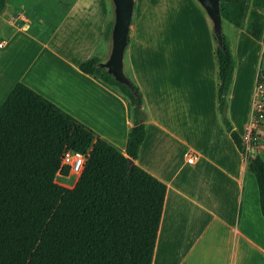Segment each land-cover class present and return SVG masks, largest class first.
I'll return each mask as SVG.
<instances>
[{
	"label": "crops",
	"instance_id": "0c3cea01",
	"mask_svg": "<svg viewBox=\"0 0 264 264\" xmlns=\"http://www.w3.org/2000/svg\"><path fill=\"white\" fill-rule=\"evenodd\" d=\"M136 5L126 53L151 117L135 162L168 186L154 264H219L217 246H227L224 264H264L257 179L220 121L207 15L195 0ZM106 19L104 0H74L54 29L41 35L20 5L8 3L0 19V106L24 82L125 150L133 126L128 99L79 68L97 52L106 55ZM237 29L228 113L244 136L257 73H264V41ZM190 152L194 163L188 162ZM252 152L264 159V139ZM196 246H213L210 258H199Z\"/></svg>",
	"mask_w": 264,
	"mask_h": 264
},
{
	"label": "trees",
	"instance_id": "16d2710c",
	"mask_svg": "<svg viewBox=\"0 0 264 264\" xmlns=\"http://www.w3.org/2000/svg\"><path fill=\"white\" fill-rule=\"evenodd\" d=\"M220 1L223 19L264 41V0ZM7 5L8 0H0V19ZM113 25V18L105 20L104 40L112 39ZM222 34L223 47L213 33L219 117L257 179L264 217V159L246 151L229 117L236 60ZM101 62L97 52L79 68L119 88L128 99L133 126L125 150L24 82L16 83L1 104L0 264H154L168 186L135 162L151 115L130 70L131 86ZM65 147L90 150L74 188L55 183Z\"/></svg>",
	"mask_w": 264,
	"mask_h": 264
},
{
	"label": "rangeland",
	"instance_id": "374dc122",
	"mask_svg": "<svg viewBox=\"0 0 264 264\" xmlns=\"http://www.w3.org/2000/svg\"><path fill=\"white\" fill-rule=\"evenodd\" d=\"M74 0H8V3L10 5V8H13L16 5H20L23 8V12L27 19L32 22V29L34 31H37L41 35L48 34L52 28L60 21L63 14L67 11L69 6L73 3ZM197 4L200 6V8L203 10V12L207 15V18L209 20V28L211 29L212 36H213V21L211 20L210 16L206 12L205 8L202 6V4L198 1ZM105 2V11H106V18L111 19L113 18L115 20V4L113 0H104ZM139 11V5H136L135 0V6H134V13H133V20L134 15L137 16ZM137 14V15H136ZM132 20V23H133ZM132 25V24H131ZM223 33L227 36L228 42L230 46L234 45V41L237 40V27H235L232 23H230L228 20L223 19V27H222ZM105 43L107 45L106 48V55L103 57V62H106L112 52L113 48V40H105ZM216 44V42H215ZM235 47V46H234ZM126 61V62H125ZM129 60L126 53V58L124 59V70L125 73L129 72ZM231 92V89H230ZM230 95V93H229ZM230 99V98H229ZM263 140V139H262ZM262 140H259L260 142ZM197 252L199 255V258L208 259L210 258V252L213 249V246H196ZM227 249V246H217V261L219 264H224L222 256L225 255V250ZM199 262V261H198Z\"/></svg>",
	"mask_w": 264,
	"mask_h": 264
},
{
	"label": "water",
	"instance_id": "95a60500",
	"mask_svg": "<svg viewBox=\"0 0 264 264\" xmlns=\"http://www.w3.org/2000/svg\"><path fill=\"white\" fill-rule=\"evenodd\" d=\"M115 4V20L112 29L113 48L109 59L101 62L100 66L105 67L120 82L131 86V80L124 70V59L126 49L129 45L130 28L133 20L135 0H113ZM205 8L213 21V31L218 39L219 45L224 46L223 40V17L221 13L220 0H198ZM133 159L129 160L131 165Z\"/></svg>",
	"mask_w": 264,
	"mask_h": 264
},
{
	"label": "built area",
	"instance_id": "2783aa9c",
	"mask_svg": "<svg viewBox=\"0 0 264 264\" xmlns=\"http://www.w3.org/2000/svg\"><path fill=\"white\" fill-rule=\"evenodd\" d=\"M3 46V43H0ZM243 140L246 151L253 153L254 146L264 138V73H257V81L252 96L251 115L247 124ZM90 150L78 151L65 147L61 154V167L56 174L55 183L67 188H74L85 170ZM196 155L188 153V162L194 163ZM69 167L70 171L65 174L62 169Z\"/></svg>",
	"mask_w": 264,
	"mask_h": 264
}]
</instances>
